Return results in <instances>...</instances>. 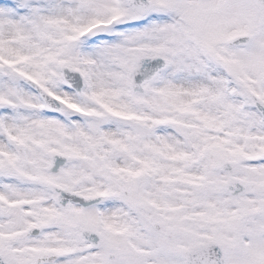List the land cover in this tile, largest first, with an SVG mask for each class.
I'll return each mask as SVG.
<instances>
[{
	"label": "snow or ice",
	"instance_id": "6c2138e0",
	"mask_svg": "<svg viewBox=\"0 0 264 264\" xmlns=\"http://www.w3.org/2000/svg\"><path fill=\"white\" fill-rule=\"evenodd\" d=\"M0 264H264V0H0Z\"/></svg>",
	"mask_w": 264,
	"mask_h": 264
}]
</instances>
